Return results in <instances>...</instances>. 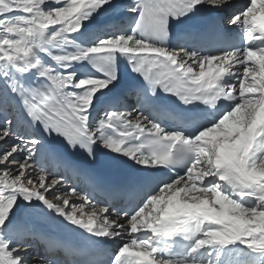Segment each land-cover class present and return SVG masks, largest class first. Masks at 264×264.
I'll return each instance as SVG.
<instances>
[{
  "label": "snow or ice",
  "instance_id": "1",
  "mask_svg": "<svg viewBox=\"0 0 264 264\" xmlns=\"http://www.w3.org/2000/svg\"><path fill=\"white\" fill-rule=\"evenodd\" d=\"M0 264H264V0H0Z\"/></svg>",
  "mask_w": 264,
  "mask_h": 264
}]
</instances>
